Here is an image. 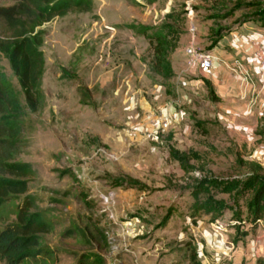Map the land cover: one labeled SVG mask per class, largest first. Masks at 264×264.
Wrapping results in <instances>:
<instances>
[{
	"label": "rangeland",
	"instance_id": "374dc122",
	"mask_svg": "<svg viewBox=\"0 0 264 264\" xmlns=\"http://www.w3.org/2000/svg\"><path fill=\"white\" fill-rule=\"evenodd\" d=\"M253 15L235 0H93L89 12L41 27L34 113L0 55L23 115L11 163L33 171L27 193L0 204V229L15 223L25 196L50 229L41 255L23 264H76L89 254L105 264H191V250L198 264L238 256L240 264H264V220L239 224L229 210L215 221L192 217L187 189L199 170L217 178L264 173V127L245 120L244 100L232 95L243 82L234 64L214 56L205 76L186 54L211 52ZM171 152L190 157L195 170H182ZM235 208L244 220V200Z\"/></svg>",
	"mask_w": 264,
	"mask_h": 264
},
{
	"label": "trees",
	"instance_id": "16d2710c",
	"mask_svg": "<svg viewBox=\"0 0 264 264\" xmlns=\"http://www.w3.org/2000/svg\"><path fill=\"white\" fill-rule=\"evenodd\" d=\"M235 1L239 6L254 10L253 18L244 23L253 20L264 27L262 0H250L248 3L247 0ZM3 2L10 5L0 4V55L8 62L27 108L34 113L40 107L39 83L44 66L41 27L69 12H89L93 0H0V3ZM22 117L17 99L12 96L10 87L0 74V172L8 176L0 178V204L11 197L25 195L28 181L33 177V171L28 166L11 163L21 147ZM170 155L185 172L195 170L187 166L190 157L174 152ZM199 172L201 177L191 179L187 188L193 199L190 207L192 217L205 215L215 221L222 217L225 210H229L239 224L245 222L253 225L264 220V173L250 170L244 178H217L210 172ZM218 194L226 195L228 203L216 198ZM240 200H244V220L239 209L235 208ZM34 210V200L25 196L18 208L15 223L0 229V264H23L41 255L40 237L49 234L50 229ZM239 227L235 228L237 232ZM246 235V232L241 233V238ZM101 238L106 252L105 237L101 235ZM190 262L198 264L194 250L190 252ZM76 264L105 263L102 256L89 254V257L82 256Z\"/></svg>",
	"mask_w": 264,
	"mask_h": 264
},
{
	"label": "crops",
	"instance_id": "0c3cea01",
	"mask_svg": "<svg viewBox=\"0 0 264 264\" xmlns=\"http://www.w3.org/2000/svg\"><path fill=\"white\" fill-rule=\"evenodd\" d=\"M211 53L217 57L221 56L227 62L239 63L246 68L250 76L249 81L238 83L239 90L233 92L232 95H238L244 100L240 105L245 106L243 107L244 112H242L246 115L245 120L251 122L254 120L256 129L264 127V68L262 66L264 61V27L258 23H244L220 38L213 46ZM215 75L216 70L214 69V77ZM225 75L224 73L219 76L222 78L218 82V84L221 83V86H224ZM241 260L242 257L238 256L234 258L232 264H240ZM196 262L199 263L197 260Z\"/></svg>",
	"mask_w": 264,
	"mask_h": 264
},
{
	"label": "built area",
	"instance_id": "2783aa9c",
	"mask_svg": "<svg viewBox=\"0 0 264 264\" xmlns=\"http://www.w3.org/2000/svg\"><path fill=\"white\" fill-rule=\"evenodd\" d=\"M186 54L193 63H196V65L199 68V71L203 75L208 76L212 73L215 57L211 52L200 51V50H196L194 47H189L186 50ZM262 66L264 68V61ZM231 71L237 74L243 81H249L250 79V76L246 68H244L239 63H235L233 67H231ZM162 119L163 120H161L160 126L162 128H166L168 125V120L164 118Z\"/></svg>",
	"mask_w": 264,
	"mask_h": 264
}]
</instances>
